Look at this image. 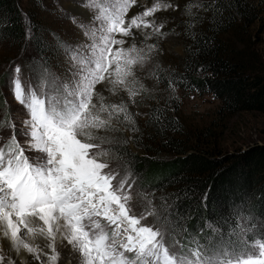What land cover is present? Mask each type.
Masks as SVG:
<instances>
[{"label":"trees","instance_id":"trees-1","mask_svg":"<svg viewBox=\"0 0 264 264\" xmlns=\"http://www.w3.org/2000/svg\"><path fill=\"white\" fill-rule=\"evenodd\" d=\"M250 6L251 0L199 6V15L184 22L186 56L166 76V84L211 93L226 114L264 113V70L246 38L259 18ZM0 39L35 50L36 55L22 57L20 70L39 81L53 75L46 29L26 20L19 0H0ZM168 110L152 107L146 122L161 148L136 140L142 152L133 151L124 135L112 147L137 191L151 195L153 204L143 213L161 230L166 245L203 256L205 262L216 253L214 262L251 251L256 241L264 243V143L222 153L186 136Z\"/></svg>","mask_w":264,"mask_h":264},{"label":"rangeland","instance_id":"rangeland-1","mask_svg":"<svg viewBox=\"0 0 264 264\" xmlns=\"http://www.w3.org/2000/svg\"><path fill=\"white\" fill-rule=\"evenodd\" d=\"M210 1L136 0L135 4L129 3L124 13L125 21L130 22L133 17H141L146 22H150L151 26L133 28V37L116 34L115 38L125 40L123 45L125 49L135 44L138 51L142 50L144 59L132 66L133 77L129 78L130 83L127 86L114 85L108 80L95 86L97 95L93 97V103L98 107L100 97H103V104L107 106L122 104L126 108V112L119 113L118 118H113L111 126L92 133L94 137H99L95 142L100 144L99 150L104 153L100 161L108 165L104 171H110L116 177L112 181L114 186L121 180L127 181L125 193L131 196V200L127 202V207L131 208L130 214L137 218L143 217L140 221L141 226L151 227L161 234V230L151 224L152 219L149 214L143 213L144 209L153 204L151 195L137 191L134 182L121 171L119 161L112 149L122 135L129 141L133 151H141L136 145V140L151 148H161L151 139L146 127L152 107L169 109V113L181 124L186 136L193 137L194 140L196 138L200 144L210 143L222 150V153L264 143V113L239 111L226 114L221 111V100L213 94L166 84L168 79L166 76H169L171 71L178 70L186 56L185 20L197 17L198 7ZM19 3L28 22L39 24L46 29L53 75L49 80L39 81L25 70L21 69L17 73L16 68L22 57L28 54L36 55L35 50L32 47L25 49L21 45L0 39V147H5L10 141L14 124L17 141L25 147V154L30 162L34 163L37 159H42L45 154L28 149L26 146V142L30 141L31 137L25 135V132L30 133L31 129L24 121L31 118L30 110L15 99V80L20 81L26 97L35 94L37 98L45 99L46 105L48 96L55 95L56 89L63 92V84L69 83V91H71L70 71L74 63L71 57L73 55L82 59L91 57L90 46L93 43L101 45L103 36L107 34L106 17L117 12L125 0H19ZM156 4L161 6L156 12L148 17L142 16L144 11ZM165 5L171 7L166 8ZM250 9L258 13L259 18L249 29L250 34L246 35L247 44L249 51L254 54L253 58L264 70V0H251ZM93 31H95V40L91 35ZM153 45L154 47L149 51V47ZM116 47L113 45V50ZM5 150L7 151L6 147ZM162 155L168 153L162 150ZM101 224L111 235V228L106 222L101 220ZM59 237L62 238L59 240V259L52 260L53 264H85V257L80 249L70 244L64 236L59 234ZM21 238L34 249L29 261L24 263L21 259L15 258L8 244L4 242L3 248L0 249V264H47L36 250L32 237L24 234ZM162 243L170 256L181 255L190 264H206L195 253H185L177 247H169L164 239ZM253 245L255 246H252L251 251L258 255L259 246L256 243ZM125 256L129 259L133 258V254L128 252H125ZM160 257L158 264H163V251ZM224 260L225 258H219L213 264H224ZM96 264H99V261Z\"/></svg>","mask_w":264,"mask_h":264},{"label":"snow or ice","instance_id":"snow-or-ice-1","mask_svg":"<svg viewBox=\"0 0 264 264\" xmlns=\"http://www.w3.org/2000/svg\"><path fill=\"white\" fill-rule=\"evenodd\" d=\"M129 3L135 4L136 0H125L117 12L106 17L107 34L101 45L90 46L91 57H71L74 62L70 71L71 91L69 83L63 84V92L56 89L55 95L48 96L46 105L45 99L35 94L26 97L20 81L15 80V99L30 110L31 118L24 121L31 129L30 133L25 132L31 137L26 146L45 155L30 162L12 125L13 134L5 146L7 151L0 147V225L5 236L10 235L13 242L19 243H23L18 237L21 229L53 242L59 233L80 249L85 264L97 261L99 264H158L162 251L163 264H190L181 255L170 256L163 246L162 234L141 226L143 217L130 214L127 202L131 196L125 193L127 181L113 185L116 177L104 171L108 165L100 161L104 153L95 142L99 137L92 135L111 126L114 117L126 112L122 104H103V97L99 107L93 103L96 84L108 80L114 85L127 86L133 77L132 66L144 59L142 50L138 51L135 44L125 49V40L115 38L116 34L133 37V28L151 26L141 17L125 21ZM160 7L156 4L142 16L148 17ZM91 35L95 40V31ZM113 45L117 46L115 50ZM19 71L17 66L16 72ZM101 220L111 228V235ZM256 244L258 255L238 251L232 257H225L224 264H264V243L256 241ZM24 247L28 248L26 244ZM28 251L34 249L28 248ZM125 252L133 254V258L126 257ZM215 254H208L206 264H213L211 256ZM51 259L55 261L57 256Z\"/></svg>","mask_w":264,"mask_h":264},{"label":"bare ground","instance_id":"bare-ground-1","mask_svg":"<svg viewBox=\"0 0 264 264\" xmlns=\"http://www.w3.org/2000/svg\"><path fill=\"white\" fill-rule=\"evenodd\" d=\"M29 234L32 237V241L35 242L36 250L43 256V259L47 261V264H53L51 257L53 255L57 256V261L59 259L58 247L59 240L62 238L59 237V233L56 234V239L53 242L52 240L41 237L37 233H29L25 229H21V232L18 234L19 240L23 243L13 242L10 235H4V227L0 225V249H2V244L6 242L9 246L11 254L16 258L21 259L24 263H27L31 257V252L28 251V248H31L25 241L22 240L21 235ZM63 237V236H62ZM63 242V241H62ZM61 243V242H60ZM27 245L28 248H25L24 245ZM1 261V260H0Z\"/></svg>","mask_w":264,"mask_h":264}]
</instances>
